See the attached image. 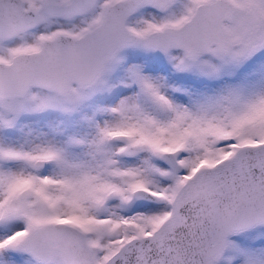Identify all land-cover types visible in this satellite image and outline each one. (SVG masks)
Segmentation results:
<instances>
[{
	"label": "snow or ice",
	"instance_id": "6c2138e0",
	"mask_svg": "<svg viewBox=\"0 0 264 264\" xmlns=\"http://www.w3.org/2000/svg\"><path fill=\"white\" fill-rule=\"evenodd\" d=\"M0 264H264V0H0Z\"/></svg>",
	"mask_w": 264,
	"mask_h": 264
}]
</instances>
